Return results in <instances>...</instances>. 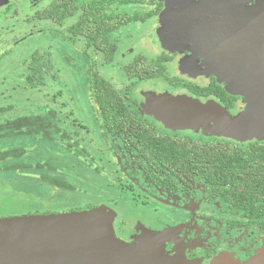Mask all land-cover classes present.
<instances>
[{
	"label": "flooded vegetation",
	"instance_id": "obj_1",
	"mask_svg": "<svg viewBox=\"0 0 264 264\" xmlns=\"http://www.w3.org/2000/svg\"><path fill=\"white\" fill-rule=\"evenodd\" d=\"M203 1L6 0L0 6V40L11 37L16 44L43 38L58 44L67 51L68 65L79 68L77 58L83 60L87 83L89 70L98 71L133 114L136 127L97 126L127 181L116 191L113 208L101 204L114 211L113 229L119 239L132 244L154 236L165 251L160 264H264V221L226 201L223 187L203 175L199 158L203 140L240 149L248 142L175 131L150 114L148 93L211 100L231 115L245 107L241 96L228 93L207 72L205 57L197 49L196 41L216 17ZM243 1L252 5L258 0ZM80 22L83 31L77 27ZM42 49L31 54H48L54 65L51 52ZM105 70L118 77L105 78ZM140 125L172 140H193L188 147H195V153L189 158L150 159L134 145Z\"/></svg>",
	"mask_w": 264,
	"mask_h": 264
},
{
	"label": "water",
	"instance_id": "obj_2",
	"mask_svg": "<svg viewBox=\"0 0 264 264\" xmlns=\"http://www.w3.org/2000/svg\"><path fill=\"white\" fill-rule=\"evenodd\" d=\"M202 5L215 10L216 16L213 27L196 41L205 68L228 93L241 96L245 107L231 115L211 100L148 93L150 113L156 118L162 114L178 126L201 127L205 134L263 141L264 0L252 5L243 0H204ZM114 215L99 205L0 217V264H160L165 251L159 240L151 236L138 243L124 242L115 235Z\"/></svg>",
	"mask_w": 264,
	"mask_h": 264
},
{
	"label": "rangeland",
	"instance_id": "obj_3",
	"mask_svg": "<svg viewBox=\"0 0 264 264\" xmlns=\"http://www.w3.org/2000/svg\"><path fill=\"white\" fill-rule=\"evenodd\" d=\"M2 3L4 5L6 0H0V6ZM14 40L11 37L0 40V55L2 54L0 106L12 105L14 108L5 116L41 114L47 109L55 110L61 119V126L74 142V153L66 150L64 144L57 142L49 143L33 138L0 139V149L10 146H23L29 149L26 156L20 160L0 163V217L60 213L104 203L110 204L113 208L116 204V191L122 188L121 182L126 184L127 181L121 177L119 166L98 131L91 109L83 60L76 57L79 68L68 65L70 62L66 60L67 51L47 39L40 38L37 41L41 42L36 43L26 39L16 44ZM37 47L51 52L58 79L55 81L45 77L44 87L24 89L23 74L27 69L24 62L30 59L31 52ZM102 73L111 81V75L118 77L114 71L105 70ZM162 116L160 114L159 118L153 117L163 121L168 127L173 128L172 130L189 129L199 134L197 136L210 135L209 132L205 134L197 130L201 127L196 128L193 124L180 127L176 122L168 123ZM76 148L84 152L78 153ZM89 157L93 158L91 163L86 160ZM15 162L29 164L46 162L52 169L51 171L37 168L15 171L5 169ZM43 174L62 177L71 182L76 190L69 192L55 189L40 181L39 176ZM133 203L135 204L136 200Z\"/></svg>",
	"mask_w": 264,
	"mask_h": 264
},
{
	"label": "trees",
	"instance_id": "obj_4",
	"mask_svg": "<svg viewBox=\"0 0 264 264\" xmlns=\"http://www.w3.org/2000/svg\"><path fill=\"white\" fill-rule=\"evenodd\" d=\"M77 27L81 28V31L84 29L82 22L78 23ZM25 63L27 69L23 74L25 84L22 88L24 89L44 87L45 77L55 81L58 79L57 71L48 54L34 52ZM87 79V89L99 128L103 129L107 126L111 130L115 129L114 126H119L124 130L130 124L132 127L137 126L133 114L109 80L104 79L98 71L92 69L89 70ZM13 109L12 105L0 106V139L33 138L49 143L57 142L64 144L66 150L74 153V142L61 126V119L55 110L47 109L41 114L5 116ZM136 131L134 145L150 159L189 158L195 153V147L192 150L188 147V144L194 141L188 138L172 140L166 136H160L146 125L138 126ZM198 148L203 175L221 189L223 187L224 199L243 211L249 212L251 218L264 221V141L253 140L248 142L247 147L240 149L230 143L203 140ZM76 149L78 153L84 152L80 148ZM28 151L29 149L23 146L0 149V163L20 160ZM92 159L86 158L89 163ZM31 168L49 171L52 169L46 162L36 164L15 162L5 167L14 171ZM39 177L40 181L55 189L69 192L76 190L71 182L62 177L50 174ZM85 207L83 209H89L92 206Z\"/></svg>",
	"mask_w": 264,
	"mask_h": 264
}]
</instances>
